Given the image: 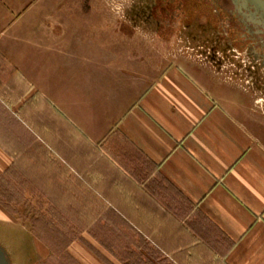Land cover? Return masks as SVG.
I'll list each match as a JSON object with an SVG mask.
<instances>
[{
  "label": "crops",
  "instance_id": "crops-1",
  "mask_svg": "<svg viewBox=\"0 0 264 264\" xmlns=\"http://www.w3.org/2000/svg\"><path fill=\"white\" fill-rule=\"evenodd\" d=\"M20 1L0 0V178L21 158L38 159L44 185L75 191L77 208L91 192L89 207L103 209L91 223L123 227V237L108 233L122 252L101 251L116 264H264V135L207 88L227 82L212 62L149 61L145 27L101 20L96 7L60 8V22L37 23L28 2L20 38ZM248 20L253 28L234 26L235 38L252 68L264 66V29ZM0 221L13 222L1 204ZM68 251L79 264H106L78 240Z\"/></svg>",
  "mask_w": 264,
  "mask_h": 264
},
{
  "label": "rangeland",
  "instance_id": "rangeland-1",
  "mask_svg": "<svg viewBox=\"0 0 264 264\" xmlns=\"http://www.w3.org/2000/svg\"><path fill=\"white\" fill-rule=\"evenodd\" d=\"M28 2L29 16L35 18L37 23L44 21L43 19L48 23L60 22L65 17L60 16L59 12H54L60 8H82L87 11L93 7L101 8L99 13L105 14L100 16L101 20L108 19L125 25L140 23L146 30V33L142 34L147 36L149 61L163 60L162 67L182 57L212 62L208 63V67L213 68V72L227 82L216 80L215 85H208L207 88L217 94L219 102L230 109L245 128L256 136L264 135V66L259 64L252 68L246 62L248 53L240 51V47L244 45L236 40L234 26L231 25V21H238L216 10L210 0H187L185 6L182 0H22L20 38H26L23 29L28 23ZM140 5H146L147 14L131 15L128 9L133 11L132 8ZM106 8L112 13L120 10L121 15L113 16ZM44 13L53 15L44 16ZM86 13L88 12H84ZM79 18L88 22L91 17L84 15ZM208 23L220 27L215 28L216 32L206 31L204 27L209 29L206 26ZM227 24H230V27H227ZM130 33L134 34L135 31ZM257 72L259 75H254ZM202 73L203 70H200V74ZM220 83L222 87H219ZM236 94H242L243 97L238 100L235 98ZM40 154L36 152L32 154V158H39ZM25 155L28 156L27 153ZM42 164L43 161L38 159L28 161L21 158L19 166L17 165L18 170L12 171L0 184V204L13 216V222L9 224L0 221V246L7 254L9 251L11 264H79L68 251L70 244L77 240L102 258L106 264H116L113 260L108 261V257L101 254V251L105 248L122 252L123 240L114 239L113 236L123 237L122 225L92 224V215L98 210H103H93L89 207L92 193H79L83 204L88 206L77 208L75 191L59 193L49 190L51 186L44 185L43 176L38 175L43 169ZM45 186L48 190H45ZM46 225H49V228ZM119 226L122 231L120 234ZM110 231L113 233L111 239L108 238ZM24 233L29 234L27 240L23 239ZM32 236L37 237L46 246L40 238L59 239L62 242L54 251L47 246L50 254L47 258H41L31 246L32 242H35ZM119 257L123 260L124 256Z\"/></svg>",
  "mask_w": 264,
  "mask_h": 264
},
{
  "label": "flooded vegetation",
  "instance_id": "flooded-vegetation-1",
  "mask_svg": "<svg viewBox=\"0 0 264 264\" xmlns=\"http://www.w3.org/2000/svg\"><path fill=\"white\" fill-rule=\"evenodd\" d=\"M181 1V0H180ZM193 1V0H188ZM216 10L222 12L226 17L230 16L231 19L238 21V23H232L233 26H239L241 28L252 29L253 26L249 23L251 18L254 21V26L259 25L264 29V0H210ZM187 0H182L183 6H185ZM191 3V2H190ZM230 27V24H227ZM262 37V36H257Z\"/></svg>",
  "mask_w": 264,
  "mask_h": 264
},
{
  "label": "trees",
  "instance_id": "trees-1",
  "mask_svg": "<svg viewBox=\"0 0 264 264\" xmlns=\"http://www.w3.org/2000/svg\"><path fill=\"white\" fill-rule=\"evenodd\" d=\"M12 172V168L8 169L6 171V173L3 175V177L0 178V184L2 182H4V179L6 176H9ZM71 192V191H70ZM36 223V222H35ZM34 223V224H35ZM36 225H33V227H35ZM47 228H49V225H46ZM40 238V237H39ZM41 241L45 242L47 244V246L51 249V251H54L56 249V247L61 245V240L59 239H49V238H40ZM109 246V245H108ZM108 248V247H107ZM68 254V253H67ZM69 255V254H68Z\"/></svg>",
  "mask_w": 264,
  "mask_h": 264
},
{
  "label": "water",
  "instance_id": "water-1",
  "mask_svg": "<svg viewBox=\"0 0 264 264\" xmlns=\"http://www.w3.org/2000/svg\"><path fill=\"white\" fill-rule=\"evenodd\" d=\"M0 264H11V260L6 250L0 246Z\"/></svg>",
  "mask_w": 264,
  "mask_h": 264
}]
</instances>
